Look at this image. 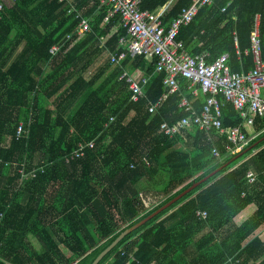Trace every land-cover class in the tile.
Returning <instances> with one entry per match:
<instances>
[{"label":"trees","instance_id":"trees-1","mask_svg":"<svg viewBox=\"0 0 264 264\" xmlns=\"http://www.w3.org/2000/svg\"><path fill=\"white\" fill-rule=\"evenodd\" d=\"M168 1L142 0L141 7L155 13ZM74 3L77 9L85 8L91 31L74 34L52 55L51 46L61 43L79 22L64 2L3 0L0 264H91L119 233L239 154L214 158L212 140L198 129L188 137L186 132L193 129L173 138L164 134V121L176 124L189 114L179 106L183 96L197 110L206 95L197 86L195 98L188 79L179 77V90L150 112L151 103L168 91L167 73L156 71V58L143 54L127 53L120 64L112 63L110 53L119 52V38L126 33L120 16L104 23L107 5L97 0ZM190 4L191 0H172L160 15L163 26L168 29ZM257 15L264 57V0H215L180 27L177 39L189 54L207 53L208 62L228 52L231 70L239 72L252 65L245 51L251 48ZM22 40L24 48L7 67ZM102 51L107 62L86 76ZM124 71L137 79L141 74L149 77L144 96L136 101L121 78ZM61 92L66 96H57ZM80 96L84 100L70 116L68 100ZM53 97L54 104L60 102L54 108ZM218 98L223 125L239 126L252 137L242 151L264 136L261 117L248 124L232 103L222 95ZM20 121L24 130L18 137ZM212 134L215 139L216 132ZM217 136L215 145L223 156L227 140ZM192 137L194 142L187 141ZM91 141L94 146L86 148L84 156L66 161L80 142ZM251 168L257 172L253 186L247 182ZM144 180L158 201L150 207L135 187ZM97 197L107 209L104 215L92 205ZM203 211L206 217L198 215ZM178 216L176 225H167ZM98 264H264V141L128 233Z\"/></svg>","mask_w":264,"mask_h":264},{"label":"built area","instance_id":"built-area-1","mask_svg":"<svg viewBox=\"0 0 264 264\" xmlns=\"http://www.w3.org/2000/svg\"><path fill=\"white\" fill-rule=\"evenodd\" d=\"M67 1V0H59ZM100 5L109 7L108 14L104 17V23L109 22L115 15L120 16V24L126 29V33L119 38V52L111 53L112 63L120 64L127 53L131 55L143 54L148 59L156 58V71L166 72L165 84L168 91L155 103L149 106L150 112H155L163 100L170 93L179 90V77H185L189 81V90L197 94V86L206 95L200 111L194 109L191 100L183 96L179 106L184 108L188 115L181 118L176 124L164 121L161 131L173 138L180 133L196 128L206 132L215 131L220 137H226L225 155L222 156L217 147L212 148V156L218 160L234 153L240 152L251 140L239 126H224L222 121V105L218 95L234 106L243 121L252 124L255 118L264 120V98L261 90L264 88V57L259 29V15L256 16L254 31L251 35V48L249 52L253 56L254 66L247 72L232 71L229 65V53L225 52L208 62V54L192 55L184 49V43L177 39L180 27L193 20L200 8L212 5L215 0H191V4L184 7L166 29L160 19V14L142 9V0H97ZM3 0H0V13L3 10ZM71 10V9H70ZM76 17H80L77 14ZM91 31V25L86 18H80V22L73 33L66 35L65 40L56 43L50 48V53L56 55L67 40L73 34L80 36ZM120 48L122 49L120 51ZM129 84L132 91V99L138 100L144 96V86L149 77L141 74L137 79L128 71L121 75ZM115 118L111 117L110 122ZM24 130V122L20 121L17 127L19 137ZM215 135L216 137H218ZM94 146V142L79 143L78 147L66 156V161L84 156L85 149ZM43 166L41 170H43ZM34 169L33 171H36ZM21 172L23 169L20 170ZM23 176L25 173L22 172ZM247 182L250 186L257 182V172L249 170ZM146 197V196H145ZM144 197V204L150 207L157 204V197L149 194ZM199 216L206 217L205 211L199 212ZM2 216V213H0Z\"/></svg>","mask_w":264,"mask_h":264},{"label":"crops","instance_id":"crops-1","mask_svg":"<svg viewBox=\"0 0 264 264\" xmlns=\"http://www.w3.org/2000/svg\"><path fill=\"white\" fill-rule=\"evenodd\" d=\"M59 1V0H58ZM74 1L75 0H67V1H61V2H64V4L67 6V12L70 14V13H73L74 15H75V18H77V19H79V22H80V18H86V19H88L86 16H85V14H84V12H85V8L83 7L82 9H77L76 8V6H75V3H74ZM171 1L172 0H169L159 11H156L155 13H153V14H160V15H162V13L165 11V9L168 7V5L171 3ZM62 9H65V6L64 5H62V7H61ZM71 9V10H70ZM77 14H80V17H76V15ZM79 22H78V24H79ZM78 24H77V26H78ZM77 26H76V28H77ZM76 28H75V30H76ZM74 30V31H75ZM73 31V32H74ZM73 32H71V33H73ZM69 34V33H68ZM74 35V34H73ZM66 37V36H65ZM73 38V37H72ZM71 38V39H72ZM71 39H69V40H71ZM65 40V38H63V41ZM101 40H103V37H101ZM62 41V42H63ZM68 41V40H67ZM25 44H26V41L25 40H22V42L18 45V47H17V49L14 51V53H13V55L11 56V58H10V60H9V62H8V64H7V67L15 60V58L20 54V52L22 51V49L24 48V46H25ZM101 46H102V44H101ZM118 49H119V45H118ZM122 50V49H121ZM249 50L250 49H247L246 51H245V53L246 54H251L250 52H249ZM111 54V53H110ZM95 57V56H94ZM251 60H252V65H251V67H248V69H246L245 67H242V69H241V71H239L240 73H242V72H247V71H249V70H251L252 68H253V66H254V62H253V56L251 55ZM107 60H108V56H107V53L105 52V51H102V53H101V56L99 55V56H96L95 57V59H94V64L91 66V68H92V72H90V73H86V76H90L89 74H93L94 72H96V70H97V68L98 67H101V66H103L104 64H105V61L107 62ZM50 70V68H48L47 67V69H46V71L48 72ZM110 71H107L106 72V74H108ZM104 79H105V77H102L98 82H97V84H100V82H102V81H104ZM264 90V88L261 90V95H262V91ZM62 93V92H61ZM59 93L57 96H59V95H63V96H66V93L64 92V93ZM56 96V97H57ZM198 96H199V92L197 93V96H195V98H198ZM56 97H53L51 100H50V105L52 106V108H54L53 106L54 105H57V103H60V102H56L55 104H54V101L56 100ZM60 99V98H59ZM62 99V98H61ZM71 99V98H70ZM68 100V101H70V109H69V112L68 113H70V116H71V114L77 109V107L78 106H80V104L82 103V101L84 100V96H80V97H78L77 99H74L73 101H71V100ZM194 100H196V99H194ZM68 101L66 100V102H64V103H68ZM205 101V100H204ZM201 108H202V106H199L198 104H196V109H197V111H200L201 110ZM193 129V131H188V132H186V134H185V136L184 137H188L189 136V132H194L195 130H196V128H192ZM199 130V129H198ZM249 131H251V133H252V136H253V133L254 132H252V129L251 128H249L248 129ZM202 131V130H201ZM205 132V135H206V137H207V139L208 140H212V144H214L213 145V147H217L218 148V146H216L215 145V143L217 142L216 140H218V137H216L215 139H212V135L214 134H212V132H206V131H204ZM250 138H252V137H250ZM214 140H215V142H214ZM187 141H190V142H194V139H193V137L192 138H189V140L187 139ZM264 141V136L263 137H261V138H259L256 142H258V144H260L261 142H263ZM255 142V143H256ZM255 143H253L252 144V146H251V148H249V149H245V150H241L240 152H239V154H238V156L236 157V158H238L239 156H241V155H243V154H245L246 152H248L249 150H251L252 148H254V146H256L255 145ZM185 145H186V142L184 143ZM257 144V145H258ZM212 147V148H213ZM212 150V149H211ZM256 151H254V153H255ZM212 153V152H211ZM247 157H249V155L248 156H246V158ZM232 163V162H231ZM230 163V164H231ZM229 164V165H230ZM221 166V165H220ZM219 166V167H220ZM219 167H217V168H219ZM227 167V166H226ZM216 168V169H217ZM252 169V168H251ZM144 183V184H143ZM143 183L140 181V183H136L135 184V187H136V189H140L141 190V192H140V194H141V196H142V200H143V202H144V197L146 196H148L149 194H153L154 193V191L153 190H148V185H149V183H148V185H147V180H144L143 181ZM28 197H29V194H26L25 196H24V198H23V202L24 203H26L27 202V200H28ZM145 197V198H146ZM92 205H93V207L97 210V212L98 213H100V214H105L106 213V211H107V209H106V207H105V205H104V203H102V201L97 197V198H95L93 201H92ZM146 206V205H145ZM206 212V211H205ZM207 213V212H206ZM177 222H179V216L178 217H175V219H171V220H169L168 222H167V225L168 226H174V225H176L177 224ZM31 240H32V242H33V244L35 245V246H37V247H39V242H38V240H37V238H35V237H31Z\"/></svg>","mask_w":264,"mask_h":264},{"label":"water","instance_id":"water-1","mask_svg":"<svg viewBox=\"0 0 264 264\" xmlns=\"http://www.w3.org/2000/svg\"><path fill=\"white\" fill-rule=\"evenodd\" d=\"M257 144H258V142L255 143V145H257ZM251 146L248 147L247 149L251 148ZM236 157L231 158L230 160H228L227 162H225L224 164H222L219 168L215 169L214 171H212L211 173H209L207 176L203 177L202 179L195 181L193 184H191L189 187H187L186 189H184L183 191H181L180 193H178L171 200H169L168 202H166L165 204H163L162 206H160L157 210H155L154 212H152L150 215L146 216L145 218H143L139 222L135 223L134 225L126 228L124 231H122L121 233H119V235L112 241V243L110 245H108L104 250H102L98 254V256L94 259V261L91 264H98L101 261V259L109 251H111L118 244V242L123 237H125L128 233L132 232L133 230H135L139 226L145 224L147 221H149L150 219L154 218L155 216H157L158 214H160L161 212H163L164 210H166L167 208H169L170 206H172L174 203H176L179 200H181L183 197H185L189 192H191L192 190H194L200 184H202L207 179H209L210 177H212L213 175H215L216 173H218L219 171H221L222 169H224L226 166H228L232 161H234V159H236Z\"/></svg>","mask_w":264,"mask_h":264},{"label":"rangeland","instance_id":"rangeland-1","mask_svg":"<svg viewBox=\"0 0 264 264\" xmlns=\"http://www.w3.org/2000/svg\"><path fill=\"white\" fill-rule=\"evenodd\" d=\"M262 97L264 98V90L262 91ZM154 194V193H153ZM156 194V193H155Z\"/></svg>","mask_w":264,"mask_h":264}]
</instances>
